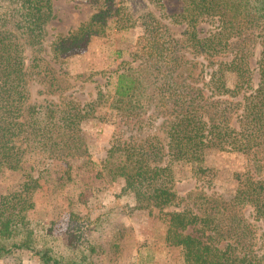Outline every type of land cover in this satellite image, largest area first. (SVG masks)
Returning a JSON list of instances; mask_svg holds the SVG:
<instances>
[{"label":"trees","instance_id":"trees-1","mask_svg":"<svg viewBox=\"0 0 264 264\" xmlns=\"http://www.w3.org/2000/svg\"><path fill=\"white\" fill-rule=\"evenodd\" d=\"M185 4L182 17L193 26L196 43L215 52L233 46V56L212 71L207 95L192 84L193 66L186 63L185 44L171 23L151 12L141 17L135 62L117 71L114 81V108L131 131H118L103 163L114 178L124 179L122 192L131 193L140 207L164 208L186 199L176 188L175 165L192 163L204 171L205 151L215 140L223 149L248 154L255 169L264 171V0ZM110 9L103 7L76 29L58 34L55 54L102 33ZM54 16L53 0H0V164L27 172L23 185L0 201V257L28 249L39 253L43 264H86L39 248L27 217L45 164L89 155L82 122L96 110L95 102L67 95L68 81L43 53ZM204 19L217 22L218 42L199 36L196 25ZM255 42L262 45L257 86L251 66ZM27 50L33 52L29 57ZM230 70L236 78L232 87L226 78ZM34 78L42 88H33ZM39 94L45 97L38 100ZM148 113L163 117L166 140L158 132H144ZM197 196L199 204L169 217L168 237L183 248L188 264H263L253 247L258 225L244 208L252 207L253 219L264 223V175L241 179L231 198ZM190 224L211 234L203 239L179 230ZM214 239L225 242L220 246Z\"/></svg>","mask_w":264,"mask_h":264},{"label":"rangeland","instance_id":"rangeland-1","mask_svg":"<svg viewBox=\"0 0 264 264\" xmlns=\"http://www.w3.org/2000/svg\"><path fill=\"white\" fill-rule=\"evenodd\" d=\"M110 5L102 33L93 36L85 45L55 54L54 42L58 34L76 29L94 12ZM185 5V0H53L55 16L47 24L43 53L68 81L67 95L80 103L96 104L93 116L82 122L89 155L45 164L40 185L33 193L34 206L27 211L38 247H47L61 260L77 259L86 264H188L183 248L168 237L170 212L187 209L193 202L199 204L202 201L197 196L200 192L231 198L241 179L253 174L264 175V171L255 169L248 154L223 149L215 140L205 151L204 171L197 170L192 163L175 165L176 188L186 199L177 205L158 208L140 207L131 193L122 192L124 179L114 178L103 169L118 131H131L114 108V81L117 71L134 61L133 51L142 32L143 15L151 12L171 23L173 31L185 44L186 63L193 66L192 84L207 95L211 92L212 71L233 56V46L215 52L208 45L201 47L196 43L193 26L187 25L182 17ZM217 29V22L211 19L196 25L199 36L210 35L214 43L219 41L215 36ZM251 45L252 83L257 86L256 65L262 45L260 42ZM27 53L28 57L33 54L31 50ZM226 78L227 85L232 87L236 78L231 70ZM32 83L36 90L43 87L35 78ZM44 97L45 94L36 96L38 100ZM162 119V116L148 113L144 132H158L166 140V133L161 130ZM26 178L24 169L0 164V201L3 195L22 186ZM193 192L195 195L191 196ZM244 211L258 225L253 247L264 264V223L253 219L252 207L247 206ZM179 230L203 239L211 234L199 224ZM213 242L221 246L225 241L214 239ZM0 264L43 262L39 253L25 249L0 257Z\"/></svg>","mask_w":264,"mask_h":264}]
</instances>
